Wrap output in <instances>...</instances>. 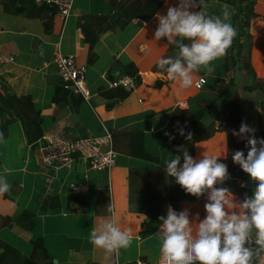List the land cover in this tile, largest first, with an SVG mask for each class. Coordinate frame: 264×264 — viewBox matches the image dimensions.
<instances>
[{
	"label": "crops",
	"instance_id": "obj_1",
	"mask_svg": "<svg viewBox=\"0 0 264 264\" xmlns=\"http://www.w3.org/2000/svg\"><path fill=\"white\" fill-rule=\"evenodd\" d=\"M177 2L164 0L150 19L132 17L123 28L104 35L94 45L96 58L92 63L88 61V45L76 18L87 12H108L110 0H73L66 20L63 22L55 12L50 26L38 17L6 12L0 4V87L16 94H29L41 116L42 136L36 141L27 142L19 121L10 123L7 135L0 138V177L10 185V190L0 195V238L23 255H29L32 241L41 237L43 248L59 264H161L159 217H166L169 207L177 212L187 209L195 229V215L198 213L203 219L207 203V193L193 199L174 178L166 175L165 164L175 156L167 140L169 136L165 135L167 132L173 136L170 112L179 107L188 109L192 115L199 108V99L216 100L218 105L199 125L212 121L218 126L224 123L225 113L216 112L226 101L239 98L247 125L255 128L256 133L264 128L259 106L264 90L239 89L233 67L227 70L223 67L225 56L212 62L211 73L206 70L194 73V83L187 89L169 80L166 72L157 67V61L169 51V43L154 38L156 14H166L167 7ZM207 3L209 15L212 12L219 15L222 10L217 5L220 9L227 5L232 20L235 14L242 15L252 5L257 16L264 18V0L221 3L207 0ZM57 44L62 53L74 57L77 65H85L87 97L73 92V97L67 100L53 101L61 80L55 66L45 67L43 62L51 59ZM114 59L122 64L134 62L141 81L125 98L107 106V99L99 90L118 83L107 75ZM250 62L256 76L264 78V36L257 30L252 34ZM228 64L232 66V61ZM201 75L207 80L196 87L195 81ZM223 82L227 85L218 101ZM78 95L82 97L80 102ZM104 128L110 130L117 152L115 165L109 172L91 169L79 157L55 167L43 164L40 147L46 136L100 135ZM129 130L142 131L144 151L158 160L128 153L132 140ZM204 154L220 156V162L226 159L225 131L217 129L210 137L194 143L191 156L201 158ZM70 183L77 185L78 190L72 191ZM231 192L237 202L243 200L239 193ZM109 205L114 207L117 225L133 234L130 246L121 249L118 256L96 248L89 241L92 228L101 218L111 215ZM147 207L155 209V217L145 213ZM24 211L32 216L24 214L19 218ZM42 254V249H37L34 257L41 259Z\"/></svg>",
	"mask_w": 264,
	"mask_h": 264
},
{
	"label": "clouds",
	"instance_id": "obj_2",
	"mask_svg": "<svg viewBox=\"0 0 264 264\" xmlns=\"http://www.w3.org/2000/svg\"><path fill=\"white\" fill-rule=\"evenodd\" d=\"M207 8V0H178L167 7L166 14H156L154 38L166 39L176 47L175 55L160 58L157 67L181 88L193 85L194 73H211L212 62L227 55L237 36L227 5L219 15H209ZM178 131L184 135L182 128ZM255 132L244 122L238 132L233 130L234 136L246 140L249 149L246 157L243 151L236 150L233 162L255 182L252 195L245 194L239 202L229 188L216 187L229 179L228 167L220 162V156L204 154L193 158L186 149L178 148L183 163L180 155L167 161L166 175L192 196L200 198L207 193V203L205 217L195 215V229L187 209L177 212L169 207L166 217H159L160 250L166 264H264V138L257 139ZM165 135L170 140L175 138L167 132ZM186 139H191V133ZM9 190L8 182L0 177V195ZM108 212L111 215L101 218L92 228L89 241L118 256L121 249L130 246L133 234L117 225L113 206L109 205ZM53 264H59V260H53Z\"/></svg>",
	"mask_w": 264,
	"mask_h": 264
},
{
	"label": "trees",
	"instance_id": "obj_3",
	"mask_svg": "<svg viewBox=\"0 0 264 264\" xmlns=\"http://www.w3.org/2000/svg\"><path fill=\"white\" fill-rule=\"evenodd\" d=\"M110 9L106 13H93L87 12L79 14L76 18V25L79 27L83 34L85 43L88 45V61L92 63L96 54L94 52L95 43L101 39L104 35L117 29L123 28L129 19L132 17H139L143 20L150 19L159 7L163 4L164 0H110ZM225 0H216L217 3H221ZM238 2L240 0H237ZM0 4L6 12L13 14H20L27 17H38L43 20L47 26L51 25L52 15L56 12V9L49 6L44 0H0ZM252 4V2H251ZM219 11L223 10L220 9ZM216 15L215 12H212ZM234 19L233 25L237 30L236 39L228 49L227 55H225L223 67L225 70L234 67L235 58L234 51L237 55V59L240 64V68L246 72H252L250 84L242 89V91H254L264 90V78L257 77L250 62V49L252 43V34L256 33L264 36V18L257 16L252 10V5L248 8L247 12L239 15V12L232 18ZM256 28V30H255ZM245 29L246 31L242 30ZM185 43H190L185 41ZM176 53L175 45L169 43V51L162 57L167 58L174 56ZM232 61V66L228 64ZM118 72L115 73L114 70ZM107 75L111 79L118 80L123 75H130L134 79V83H139L141 77L134 62H127L122 64L119 60L114 59L112 65L109 67ZM160 82V80H157ZM227 83L223 82L221 90L217 99L224 95V90ZM130 89L124 87L121 83H115L112 87H105L99 90L102 97L107 99V106H111L114 102L125 98ZM68 97H73V91L64 88L62 84L56 87L53 101H59L60 98L67 100ZM82 97L77 96V102H80ZM217 101V102H218ZM199 108L190 114L188 109L176 108L169 114V121L173 126L174 139H167L172 144V151L174 155L181 156V163H183L182 153L178 151V148L186 149L190 155L194 153V143L196 141L210 137L214 131L221 129L226 133L227 139V157L222 161L228 167V171L232 174L240 176L239 180L232 179L229 181L228 188L231 191L239 193L244 198L245 194L251 196L255 188V182L251 180L250 176L243 172L242 168L233 162L232 155L236 150H241L247 156L246 140L240 139L233 135V130L239 131L242 122L246 123V117L244 114V108L242 102L237 99H231L222 104L220 109L216 112L225 113L224 123L218 126H214V123H210L205 126H200V122L208 115L215 105L218 103L208 102L206 100L199 99ZM260 109L263 114L264 120V99L259 102ZM13 121H19L23 128L27 142L31 143L36 141L42 136L41 129V116L40 111L34 107L33 101L29 94H16L14 92H8L0 87V133L2 137L7 135V128ZM247 124V123H246ZM182 128L184 135H180L178 129ZM128 133L132 136L131 144L128 145V153L136 155L138 157L158 160L152 157L150 154L144 151L142 146V131L129 130ZM188 133H191V139H186ZM257 139L264 138V128L256 133ZM245 183L246 187H241V184ZM195 199V196L192 197ZM28 215L32 216L31 212L24 211L19 216ZM18 218V220H19ZM33 220L30 221V225ZM43 239L41 237L32 241V251L29 255H23L19 250L3 241L0 238V264H53V260L47 254L43 248ZM42 249L43 254L41 259L34 257L35 251Z\"/></svg>",
	"mask_w": 264,
	"mask_h": 264
},
{
	"label": "built area",
	"instance_id": "obj_4",
	"mask_svg": "<svg viewBox=\"0 0 264 264\" xmlns=\"http://www.w3.org/2000/svg\"><path fill=\"white\" fill-rule=\"evenodd\" d=\"M49 6L56 9L61 16L63 22L71 13L73 0H44ZM53 64L60 77L61 84L64 88L73 92L81 93L84 97L88 96V89L85 80V65H77L74 57L70 54H64L56 45L51 59L44 61L46 67ZM207 78L201 75L196 81L195 86L201 87ZM127 89L133 88L134 79L130 75H123L118 79ZM41 159L43 164L48 167H55L71 162L75 157L83 158L88 162L91 169L107 170L115 165L117 152L113 147L112 134L109 129L104 128V132L100 135H87L76 138H59L54 136H46L41 143ZM229 179L223 184H217L216 187H228L229 181L232 179L239 180L240 176L232 174L228 171ZM72 191L78 190V186L74 183L69 184ZM160 225V224H159ZM158 231H160L158 226ZM159 262L166 264L160 252Z\"/></svg>",
	"mask_w": 264,
	"mask_h": 264
},
{
	"label": "water",
	"instance_id": "obj_5",
	"mask_svg": "<svg viewBox=\"0 0 264 264\" xmlns=\"http://www.w3.org/2000/svg\"><path fill=\"white\" fill-rule=\"evenodd\" d=\"M234 58H235V63H234V67H233V75L237 81V85H238L239 89L242 90L244 87H246L250 84L252 72H246L240 68V64H239V61L237 59V55H236L235 51H234ZM144 211L150 217H155V215H156L155 209L152 207H147Z\"/></svg>",
	"mask_w": 264,
	"mask_h": 264
},
{
	"label": "rangeland",
	"instance_id": "obj_6",
	"mask_svg": "<svg viewBox=\"0 0 264 264\" xmlns=\"http://www.w3.org/2000/svg\"><path fill=\"white\" fill-rule=\"evenodd\" d=\"M72 7H73V6H72ZM71 11H72V10H71ZM233 95H235V94H233ZM235 96H236V95H235ZM235 99H237V100H238L239 98H235ZM102 133H103V131H102ZM102 133H101V134H102Z\"/></svg>",
	"mask_w": 264,
	"mask_h": 264
}]
</instances>
